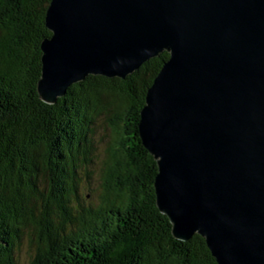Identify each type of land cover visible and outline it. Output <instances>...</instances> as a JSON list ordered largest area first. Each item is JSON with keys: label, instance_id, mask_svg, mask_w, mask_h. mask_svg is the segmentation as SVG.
<instances>
[{"label": "water", "instance_id": "obj_1", "mask_svg": "<svg viewBox=\"0 0 264 264\" xmlns=\"http://www.w3.org/2000/svg\"><path fill=\"white\" fill-rule=\"evenodd\" d=\"M46 25L49 104L90 74L125 78L170 53L139 122L157 207L218 264H264V0H51Z\"/></svg>", "mask_w": 264, "mask_h": 264}, {"label": "trees", "instance_id": "obj_2", "mask_svg": "<svg viewBox=\"0 0 264 264\" xmlns=\"http://www.w3.org/2000/svg\"><path fill=\"white\" fill-rule=\"evenodd\" d=\"M50 2L0 0V264H19L24 241L35 245L30 264H218L200 234L174 237L156 204L157 161L139 134L170 53L125 78L90 74L46 103L38 81ZM102 128L111 139L101 158ZM99 158L87 203L80 188Z\"/></svg>", "mask_w": 264, "mask_h": 264}, {"label": "rangeland", "instance_id": "obj_3", "mask_svg": "<svg viewBox=\"0 0 264 264\" xmlns=\"http://www.w3.org/2000/svg\"><path fill=\"white\" fill-rule=\"evenodd\" d=\"M97 135H98L97 136V141H98L97 144L99 146L100 154H101V158H102V157H104V152H105L104 150H105L109 140L111 139V137L108 136V131L104 128L99 129ZM100 163H101V160L99 158V160L96 161V163L93 167L94 172H93V179H91V181H90L91 183L89 185H87L85 183L86 182V180H85L83 182V186L80 188V191H81V193H82V195L85 198V201L87 203L93 201V199L97 195V191L99 190L100 182H99L97 177L99 175ZM89 188H91L93 190L91 191ZM34 256H36L35 245L30 246L26 241L23 242L20 249L16 252V257L19 260V264H30V262Z\"/></svg>", "mask_w": 264, "mask_h": 264}, {"label": "bare ground", "instance_id": "obj_4", "mask_svg": "<svg viewBox=\"0 0 264 264\" xmlns=\"http://www.w3.org/2000/svg\"><path fill=\"white\" fill-rule=\"evenodd\" d=\"M85 179V178H84Z\"/></svg>", "mask_w": 264, "mask_h": 264}]
</instances>
